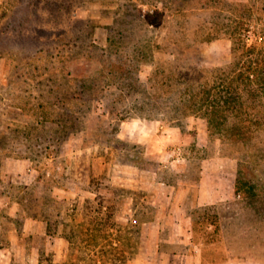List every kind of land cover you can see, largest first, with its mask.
Here are the masks:
<instances>
[{
	"label": "rangeland",
	"instance_id": "374dc122",
	"mask_svg": "<svg viewBox=\"0 0 264 264\" xmlns=\"http://www.w3.org/2000/svg\"><path fill=\"white\" fill-rule=\"evenodd\" d=\"M235 220L264 264V0H0V264L220 260Z\"/></svg>",
	"mask_w": 264,
	"mask_h": 264
},
{
	"label": "crops",
	"instance_id": "0c3cea01",
	"mask_svg": "<svg viewBox=\"0 0 264 264\" xmlns=\"http://www.w3.org/2000/svg\"><path fill=\"white\" fill-rule=\"evenodd\" d=\"M218 166L215 169L212 166ZM220 165L211 164L209 161L204 165V170L202 171V183L200 185L201 195L198 194L192 202H196L197 204H214L217 205L218 208H222V204L226 207L227 204L229 206H234L232 200H234L235 196V181H233L230 185L216 183L215 175L216 170H222ZM226 170V169H224ZM231 173L235 174V170L231 169ZM213 177V181H210V178ZM215 177V178H214ZM222 217L223 214H221ZM225 220V218H224ZM226 221V220H225ZM224 223V221H222ZM233 226H228V224H223L220 227V232L223 236L222 240H219L217 244L219 246H223L225 255L219 260L215 258H209L205 256L204 247L196 246V252H198V264H248V262L241 261L238 259V226L237 221H234ZM190 233L191 231L188 228H181V232ZM242 236V235H241ZM204 245V243H202Z\"/></svg>",
	"mask_w": 264,
	"mask_h": 264
},
{
	"label": "trees",
	"instance_id": "16d2710c",
	"mask_svg": "<svg viewBox=\"0 0 264 264\" xmlns=\"http://www.w3.org/2000/svg\"><path fill=\"white\" fill-rule=\"evenodd\" d=\"M257 73H258V74H257ZM243 74H244V72H241V73H240V76L243 75ZM252 74H253V76H255V75H259V72H258L257 67L253 68V70H251V71L247 74V77H245V79L243 78V81H245V82H247V83H251V82H253L254 79H253V77H252ZM226 97H227V100L229 101V96L226 95L225 98H226ZM238 97H240V96H238ZM238 190H240V189H239V182H238Z\"/></svg>",
	"mask_w": 264,
	"mask_h": 264
}]
</instances>
